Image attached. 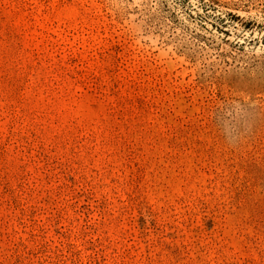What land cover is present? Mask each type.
I'll use <instances>...</instances> for the list:
<instances>
[{
	"label": "rangeland",
	"instance_id": "1",
	"mask_svg": "<svg viewBox=\"0 0 264 264\" xmlns=\"http://www.w3.org/2000/svg\"><path fill=\"white\" fill-rule=\"evenodd\" d=\"M59 160L104 210L65 209L82 264H264V0H0V197ZM23 202L0 264H72Z\"/></svg>",
	"mask_w": 264,
	"mask_h": 264
},
{
	"label": "trees",
	"instance_id": "2",
	"mask_svg": "<svg viewBox=\"0 0 264 264\" xmlns=\"http://www.w3.org/2000/svg\"><path fill=\"white\" fill-rule=\"evenodd\" d=\"M128 150V159H130L131 153L133 152L131 151V145L128 147ZM53 172H55L54 177L52 178V176L47 175V179L52 178V180L56 184L55 190L37 189L35 187L36 181L29 180L32 176H28L26 183H20L17 188L7 189L3 192L2 197H0V220L2 222L0 234L1 236L5 237L4 239L6 240V243L8 245L12 243V237L16 232L15 226L16 224L23 221L22 216L23 213H25V204L23 200H28L29 197H32L35 199V212L38 214H46L47 216H49L50 220L55 223V226L59 227V229L57 230V236H59L60 238V245L71 257L72 264H82L80 262V257H78V255L82 254V252L74 250L76 246L70 241L68 235L70 230L63 223V220L65 218V209L70 203H73L75 210H79L88 215L98 212V210L101 214H103L104 210H100V201L97 198L94 188L90 186L89 182L79 178L78 172L74 168V166H72V164L67 161L59 160L58 163L54 165ZM100 188H103V185H100ZM132 198L133 197H131L129 200H132ZM107 208H109V206H107ZM131 214H133V212H131ZM214 218L215 217L205 218L207 222V239L205 241V245H200V251L202 255H209L210 250H212L213 248L217 250L216 248H218L219 245V242L214 239V236L216 234V227H214ZM120 220L122 223L124 222L122 218H120ZM136 221H138V219H136V216H132L130 221L132 228L139 230L141 232V236L149 239L151 238L150 243L152 250V247L154 248L158 244L156 236L161 235L157 234L155 230L153 232L146 231L145 235H142L144 226L141 225L142 223H136ZM127 232H129V230H127ZM90 236L91 237L86 241V243L90 245V247H87V250L90 251L89 258L92 262L97 263L99 260L98 247L100 244V237L95 239V235ZM181 237L183 240L186 239V235H181ZM177 238L178 237H174L172 240L178 241ZM151 250L149 247V259L152 258V255H150ZM32 252L33 250L31 249L30 253ZM187 264L195 263L194 261H191Z\"/></svg>",
	"mask_w": 264,
	"mask_h": 264
}]
</instances>
